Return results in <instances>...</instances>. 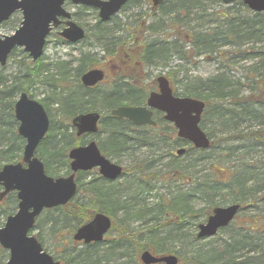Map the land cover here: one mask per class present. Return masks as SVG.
Returning <instances> with one entry per match:
<instances>
[{"label":"trees","instance_id":"trees-1","mask_svg":"<svg viewBox=\"0 0 264 264\" xmlns=\"http://www.w3.org/2000/svg\"><path fill=\"white\" fill-rule=\"evenodd\" d=\"M131 1L129 0L127 4ZM176 6V9L172 10L171 6L166 5L163 0L156 9H160L158 11L163 14L170 15L175 11L182 14L185 11L182 9L188 8V5L181 3ZM73 16L77 17V13L74 12ZM95 19L92 29L93 40L102 45L103 55L118 58L126 55L127 50L124 46L134 38L131 39L130 34L117 37L112 28L105 26V22L100 21L97 17ZM170 19L174 20L175 18ZM235 22L233 23V34L244 32V36L241 37L255 40L254 33L264 30V12H251L249 18H237ZM244 25H246L245 28H243ZM225 37V35L220 36V39H225ZM56 39L59 42H65L60 37ZM218 39L219 36L216 35V32H198L194 35V42L204 48L214 41H219ZM133 46L137 49L138 45L134 43ZM138 47L140 60H137L136 63L142 61L144 64L152 63L155 57L165 60L170 50L175 49L171 42L155 40L143 43ZM17 53L23 55V60L28 58L21 49L15 48L9 54V59L15 57ZM253 55L263 59L264 48L255 49ZM18 62V70L11 77L7 78L0 73V167L21 156L24 141L16 132L17 122L13 116V104L21 92H26L34 97L29 91L31 88H35L36 83L44 86L45 94L38 100L50 117L49 130L36 149V155L42 161L48 175L58 176L69 172L67 151L70 147L83 143V138L75 137L69 120L75 114L85 111L98 110L103 113L97 134L104 132V135L98 140V145L102 154L106 156L123 154L127 149L141 145H164L163 140L166 139L171 140L170 144L173 147L187 144L175 136V129L165 121L161 122L164 128L153 132L151 128L147 127L134 128L126 119L110 115L109 110L116 106L138 105L144 102L146 86H141L138 81L134 80L131 83L126 80V76L121 74L114 77L111 83L105 87H102L101 84L93 87L82 86L79 83L80 74L96 66L97 63L94 54L89 51L80 52L73 68H71L72 61L70 60L43 62L39 59L34 62ZM70 69L72 73L69 72ZM254 77L260 79L264 77V64L254 69ZM185 87L183 92H177V94L204 100L206 103L205 115L209 113L218 121L222 118L221 121L223 124L225 122L224 125L227 122H235L238 116L234 110L233 113L224 112V116L216 106L209 108V96L217 99L224 97L222 79L219 77L194 78ZM234 99L237 101L233 105H238L244 115L250 114L248 107L252 102L250 97L237 99L234 97ZM260 102L264 103V98ZM52 108L58 112L59 119H55L54 114L50 112ZM200 127H205L204 117L201 119ZM253 135L258 137L256 133ZM243 136L246 139L249 134ZM186 146L185 155L191 159L192 157L201 159L207 151L195 149L190 144ZM214 147V142L211 140L208 150H212ZM176 158L175 155L170 156L171 160ZM169 167H172V163ZM193 167H196V164L191 161L174 167L176 170L171 168V172L174 175L175 171H179L181 180L185 181L186 174L192 177ZM138 169L124 168L123 183L107 181L95 173L77 172V193L75 196L63 206L43 210L36 219L33 229L38 231L35 235L39 242L43 245L40 235L45 226H47L50 235L64 238L71 235L78 226L87 222L94 213L102 212L112 219L111 229L102 242L83 245L78 250H73V257L70 258L64 255H61L63 259L58 255H53V257L64 264H107L114 256L124 258L123 264H142L138 259V254L143 250H148L156 255L176 254L172 248L168 247V243L185 235L187 229L195 228L200 222V217L209 214L211 207L216 205L211 200L213 199L211 195L219 189L228 188L231 191L236 189L233 191L234 197L232 196L230 200L231 203L240 204L239 213L251 205L249 199L244 197L248 195L244 187L246 181L242 178L243 175L238 176L235 173H230L227 178L226 176L219 179L214 178L211 180L212 184L196 183L188 191H176L170 194L166 201H158L151 207L145 203L139 205L137 204V200H140L139 196L150 189L145 181L138 176ZM193 183L191 182V184ZM127 191L128 194H125ZM197 191L207 192L205 197L209 200L206 201V212H203L202 207L195 209L192 205L193 197ZM5 201L7 202L5 205L0 204V217L3 221L16 206L15 194H8ZM217 205L221 204L217 203ZM238 214L233 222L224 228H233L229 242L224 244L221 249L211 248L204 251L198 247L195 254L189 258V264H264V214L250 215L248 219L241 220H238ZM130 222L137 224L135 227H130ZM193 240H196L195 233H192V237L188 241L191 243ZM102 245L104 246L102 247ZM236 251L243 253L236 254ZM6 258L7 252L0 247V264H4Z\"/></svg>","mask_w":264,"mask_h":264},{"label":"rangeland","instance_id":"rangeland-1","mask_svg":"<svg viewBox=\"0 0 264 264\" xmlns=\"http://www.w3.org/2000/svg\"><path fill=\"white\" fill-rule=\"evenodd\" d=\"M237 1L223 4L218 0H164V3L171 6L172 10L176 9V5L180 3L188 5L187 9H182L185 10L182 14L175 11L170 15L161 13L158 11L160 9L152 10L150 0H132L126 4L113 15L111 20L105 22V26L112 28L115 36L130 34L131 39L134 38L133 44L136 43L138 46L153 40L168 41L175 46V49L170 50L165 60L155 57L150 64H144L142 61L135 63V60H140L139 47L129 49L132 45L131 40L130 44L124 46L130 57L124 56L119 59L103 55L102 45L93 40L92 35L97 17V11L94 8L66 5L67 9L77 13V17H75L77 19L74 20L86 29L87 37L84 41L75 44L61 43L54 34L48 36V42L40 58L43 62L70 60L72 61L71 68H73L80 52L89 51L95 56L96 66L106 70L108 77L101 84L102 87L109 85L112 79L119 74L126 76V80L131 83L134 80L138 81L141 86H146V93L154 86L156 77L159 75L168 78L176 93L183 92L185 86L194 78L219 77L222 79L224 97L217 99L209 96V108L216 106L221 115L229 111L233 113L234 110L238 117L234 123L227 122L224 125L225 122L222 123V118L218 121L209 113L204 114V129L211 137L215 147L212 150H207L203 158L192 157L191 159L183 154L171 160L170 156L174 155L175 148L186 147V145L180 143L181 145L173 147L169 139L163 140L164 145H141L127 149L123 154L108 156L124 168H139V172H135H138V176L145 181L150 189L139 196L140 200H137L139 205L145 203L151 207L158 201H166L168 196L176 191H188L196 183L212 184L211 180L214 178L219 179L224 176L227 178L230 173H235L238 176L243 175L242 178L246 181L244 187L248 194L244 197L248 198L251 203L249 207L238 214V220L248 219L250 215L264 214V103L260 102L264 98V77L261 79L254 77V69L264 64V58H256L253 55L255 49L264 48V30L254 33L255 40L241 37L244 36V32L233 34L235 20L251 16V11ZM172 17L175 19L171 20ZM20 19L21 14L14 13L8 21L0 24V34L10 35L13 33ZM198 32H216L219 41H214L205 48L201 47L199 43L194 42V35ZM223 35L226 36L225 39H220V36ZM18 61L27 63L31 60L30 58L23 60V55L17 53L15 57L8 59L5 65L0 66V73L7 78L11 77L18 70ZM123 67L128 72L122 74ZM260 70L262 71V67ZM69 72L72 73L71 69ZM29 92L36 99H41L45 94L44 86L36 83L35 88H31ZM234 97L236 99L250 97L252 100L248 106L250 114L244 115L238 105H233L237 101ZM50 112L54 114L55 119H59L60 116L56 110L52 108ZM163 126L160 125L153 132L161 130ZM253 133H256L258 137L256 138ZM245 134H249L246 139L243 136ZM103 135L104 132H100L94 138L98 141ZM191 161L195 162L196 167L192 168V177L186 174L185 181L181 180L179 171H175L174 175L171 172V168L176 170L174 167ZM171 163L172 167H169ZM116 181L123 183L124 179ZM191 182L194 183L191 184ZM233 191L228 188L219 189L211 195L213 198L211 200L216 205L217 203L227 205L231 203V197H234ZM205 193L207 192L197 191L192 204L195 209L202 207L203 212L207 211L206 201L209 200L205 197ZM125 194H128V191ZM6 203L5 199L1 201V205ZM12 211H15V208ZM203 217L201 216L200 220L203 221ZM1 222H3L2 217H0ZM136 224L130 222L129 226L135 227ZM196 230L191 227L185 231V235L168 243V247L172 248L179 258L178 264H189V258L195 254L198 247L204 251L211 248L221 249L224 244L229 242L230 235L233 233V228L223 229L211 237L196 239L189 243L188 240L192 237V233H196ZM32 233L37 234V229ZM40 236L46 251L54 256H60L61 259H63L61 255L67 258L73 257L72 251L81 247L72 243L70 236L60 238L58 235H50L47 226L43 228ZM242 253V251H236V254ZM99 254L102 253L99 252ZM124 261V258L114 256L107 264H123Z\"/></svg>","mask_w":264,"mask_h":264},{"label":"water","instance_id":"water-1","mask_svg":"<svg viewBox=\"0 0 264 264\" xmlns=\"http://www.w3.org/2000/svg\"><path fill=\"white\" fill-rule=\"evenodd\" d=\"M65 1L74 5H86L97 9L101 20L116 13L127 0H0V24L12 13L19 11L21 21L10 35L0 36V65L14 47H22L32 60L43 53L45 38L51 27H57L65 18L64 27L59 35L69 42H76L84 37V30L64 8ZM154 6L162 0H151ZM229 4L233 0H218ZM254 12L264 11V0H243ZM104 77L101 69L92 68L80 76L84 86H93ZM158 92H150L145 106H118L111 114L126 118L134 125L148 123L154 125L151 110L164 112V119L173 123L177 135L191 142L196 148H207L209 139L199 127L204 102L192 97H177L172 94L168 80L164 76L157 78ZM100 114L86 112L76 115L71 123L76 128V135L95 133ZM14 117L18 122L17 133L24 139L20 161L5 163L0 168V200L10 191H16L17 209L8 215L0 227V246L7 250L5 264H61L43 250L41 244L30 232L36 217L43 209L66 204L76 193L74 173L78 170L98 168L99 174L114 180L122 172V167L101 155L94 140L85 145L76 146L68 151L71 173L66 176L52 177L45 173L42 162L35 156V149L46 134L49 118L42 104L21 92L14 103ZM184 148H178L181 154ZM239 209L238 203L216 206L204 223L198 225L197 237L213 235L218 228L226 226ZM111 226V219L104 213L97 212L86 223L79 226L72 235L83 243L101 241ZM139 259L143 264H177L174 254L156 256L149 251H142Z\"/></svg>","mask_w":264,"mask_h":264},{"label":"flooded vegetation","instance_id":"flooded-vegetation-1","mask_svg":"<svg viewBox=\"0 0 264 264\" xmlns=\"http://www.w3.org/2000/svg\"><path fill=\"white\" fill-rule=\"evenodd\" d=\"M64 26H65V25H64V21L61 20V23L58 25L57 28L54 29V32L58 35L59 30L63 29ZM84 30H85V33H86V34H85V37H84L83 39H80V40L76 41L75 43H80V42L84 41V39H86V37H87V31H86L85 28H84ZM126 56H127V55H126ZM127 57H130V56H127ZM149 88H150V87H149ZM149 91H158V87H157V83H156V82H155L154 86H153L152 88L149 89ZM140 105H145V101L142 102V103H140ZM150 110H151V117L156 121V123H157L158 121H160V120H164V117H163V114H164V113H163V112H161V111H159L158 109H155V108H150ZM143 125L148 126V127H152V128H153L152 125L142 124L141 126H143ZM154 127H156V125H155ZM0 189H1V187H0ZM12 193H14L15 196H16V193H15V192L10 191V192H8L6 195H4V196L2 197L1 201L4 200V199L8 196V194H12Z\"/></svg>","mask_w":264,"mask_h":264},{"label":"bare ground","instance_id":"bare-ground-1","mask_svg":"<svg viewBox=\"0 0 264 264\" xmlns=\"http://www.w3.org/2000/svg\"><path fill=\"white\" fill-rule=\"evenodd\" d=\"M17 122V121H16ZM17 125H18V122H17ZM17 125H16V127H17Z\"/></svg>","mask_w":264,"mask_h":264}]
</instances>
